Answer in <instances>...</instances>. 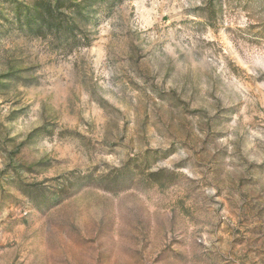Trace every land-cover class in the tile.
I'll return each instance as SVG.
<instances>
[{"label": "rangeland", "instance_id": "1", "mask_svg": "<svg viewBox=\"0 0 264 264\" xmlns=\"http://www.w3.org/2000/svg\"><path fill=\"white\" fill-rule=\"evenodd\" d=\"M0 264H264V0H0Z\"/></svg>", "mask_w": 264, "mask_h": 264}]
</instances>
